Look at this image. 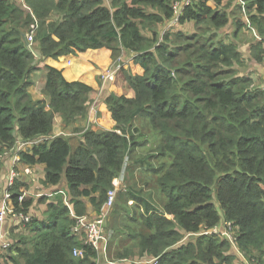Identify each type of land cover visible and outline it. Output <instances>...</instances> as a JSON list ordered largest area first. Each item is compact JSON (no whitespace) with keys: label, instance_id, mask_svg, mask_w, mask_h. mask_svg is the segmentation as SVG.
<instances>
[{"label":"trees","instance_id":"16d2710c","mask_svg":"<svg viewBox=\"0 0 264 264\" xmlns=\"http://www.w3.org/2000/svg\"><path fill=\"white\" fill-rule=\"evenodd\" d=\"M225 1L0 0V176L19 155L20 163L45 165V187L65 185L64 193L21 199L30 182L14 180V212L33 219L20 237L12 230V248L0 251V264H98L86 233L72 229L89 216L88 203L99 217L114 181L138 167L154 174L167 203L161 207L144 188L127 185L119 196L134 205L121 206V231L133 242L118 259L264 264V90L239 74L243 53L221 32L238 17L236 4L243 18L236 19L234 37L253 26L261 39L251 40L250 55L263 62L264 0H244L245 15L239 0ZM32 25L33 48L43 57L108 48L130 61L120 72L134 96L104 95L115 130L77 129L75 152L69 136H53L56 117L66 125L86 119L94 89L47 66L50 102L32 98V73L40 68L27 47ZM141 115L150 119L156 143L135 123ZM20 142L36 143L17 152ZM37 200L47 205L45 218L33 210ZM187 234L198 236L186 240Z\"/></svg>","mask_w":264,"mask_h":264},{"label":"crops","instance_id":"0c3cea01","mask_svg":"<svg viewBox=\"0 0 264 264\" xmlns=\"http://www.w3.org/2000/svg\"><path fill=\"white\" fill-rule=\"evenodd\" d=\"M209 4L214 6V4L211 1H209ZM234 11L235 10H233V13ZM238 18H243V15L240 10H238V17L236 19ZM236 19L234 20V17L233 18L231 17L230 24L226 28H223L222 30L229 31L227 33H230V34L234 33ZM247 23H249L248 18H247ZM250 27L252 28L250 30H253L254 35L252 38L248 39V43H244V42L240 43L238 39L240 37V34L242 35V33L246 32V28L243 30V32L239 34V37L237 38L234 37V34L231 35V37L229 38H227L226 35H224V33L222 35V37L225 40L233 41L236 44H238L239 48L241 49L243 53V56H244L243 50L248 49L247 50L248 54L245 55V57H248L246 62H249V65L247 67L251 65L250 60H252V57L250 55V47H251L250 42L252 39H254V37L261 39L257 31L255 30V28L253 26H250ZM35 56L37 60L35 64L40 63V68L34 70L32 73V75L35 74V76L37 77L36 80L33 79L34 83L29 89L31 96L34 100H46L47 102H50L49 96L46 95L44 92L45 85H46V78L48 74L47 66L62 70L65 78L68 81H81L91 86L94 89L93 98L95 99V102L93 103V106L91 108V111L88 117L73 125H66L63 123V120L60 117H56V123L53 129V136H59V135L69 136L72 151L75 152L76 149L81 145V134L80 132H77V129H85L91 126L92 129L99 134L115 130L116 122L112 118L111 110L109 106L106 104L104 95L115 92L118 95H127L129 97H132L135 94L133 88L131 87L130 83L127 81V78L125 77L123 72H121L120 74L118 73L116 75V79L112 82H108V85L106 86L108 87L110 84H116L117 88H119V91H116L115 89H111V88H108L107 92H104L101 90L102 71L105 69L107 70L111 68L113 64L115 63L116 58L119 56H115L113 51L108 48L89 49L87 52L81 53L79 55H64V56H60L59 58H51V57L48 58V57H43V56L39 57L37 55ZM122 56H124V54H122ZM252 61H254L255 67L260 66L264 68V61L262 63H258L255 60H252ZM128 62H129V59L127 60V63ZM247 67L243 66L242 68H240L239 74L248 75L256 83L263 85L264 84V74L260 80H257L253 78L255 77L254 73L245 72V69ZM259 70H261V68H259L258 71ZM12 160H11V163L9 162L10 164H12ZM17 166H18L19 172L23 175V177L30 182L31 189L32 190L36 189L35 193L30 195V196H35L36 199L42 196H45V195L49 196L53 191L65 189L64 188L65 185L63 183L60 185L51 186V187H45L42 184V179L45 177V165L43 164H37V165L31 166V165L19 162ZM27 170H29V173L27 172ZM136 170L137 168H135V171ZM1 182H4L5 185H6V182L8 183V174H5V176H3L2 174L0 176V187L2 186ZM123 183L126 184V181L123 180ZM4 190H5L4 188L0 190V200H1V195L3 194ZM88 207H89V210H88L89 217L97 218L98 214L95 212V209L93 208L91 203H88ZM33 210L36 211L35 214L39 215V218H45L44 212L46 208L44 204L39 202V209L36 210L33 208ZM17 231L19 230H16L15 232ZM20 233L23 234L24 231H20ZM115 237H118L117 234H115ZM105 238H106V241H104L101 244V248L103 250L101 253H103V255L105 256L102 255L101 260L100 261L97 260L98 264H108V263L111 264V259L107 257L108 247L110 246V243H109L110 237L106 234ZM120 240H122L121 237H120ZM123 261L127 262L129 260H123ZM130 264H132V261L130 262Z\"/></svg>","mask_w":264,"mask_h":264},{"label":"rangeland","instance_id":"374dc122","mask_svg":"<svg viewBox=\"0 0 264 264\" xmlns=\"http://www.w3.org/2000/svg\"><path fill=\"white\" fill-rule=\"evenodd\" d=\"M227 2L228 1L226 0L225 3H227ZM235 5L233 6V8H231V10L232 9L235 10L233 14L235 16H238V10H236ZM227 6L228 5H226V7ZM242 12H243L244 15L247 14L246 4H245L244 7L242 6ZM188 30H192V29H188ZM227 32H229V31H223L222 30V35L224 33V35H226L227 38H229V37H231V35H233V33L230 34V33H227ZM253 35H254L253 30L246 29V32L242 33V35L240 34V37L238 38L239 42L240 43H242V42L248 43V39L252 38ZM247 50L248 49H244L243 50V52H244V62H245L244 66H246V67L249 65V62H246L248 57H245V55L248 54ZM123 59H124V56L121 55L120 57L116 58L115 63H116V61L123 60ZM115 63L113 64V66L111 68H109L107 70L105 69V70L102 71L101 79H102V75L103 74L107 73L109 70H111L112 68L115 67ZM128 63L126 64V66H124L125 68L128 67ZM250 63H251V65L245 69V72L254 73L255 77H253V78H255L257 80H260L261 77L264 74V71H263L264 68H262L260 66L259 67H255V63L252 60H250ZM259 68H261V70L258 71ZM118 73L120 74L121 72L119 71V72H117V74ZM32 79H34V80L37 79L35 74L32 75ZM115 79H116V77H115ZM108 82H112V81L110 80V81H106L105 83H103V80H102V86H101L102 87L101 88L102 91L107 92L108 88L115 89L116 91H119V88H117L116 84H110L108 87H106L108 85ZM100 85H101V83H100ZM263 86H264V84H263ZM135 123L140 127L141 131H143V133L145 134L147 139H149L150 141H152L154 143L157 142V140H158L157 134L153 130V127L151 125L150 119L147 116H143V115L138 116L137 119L135 120ZM161 162L162 161L159 160V159L155 160V164L156 165L161 164ZM121 176H122L121 178H118V179H116L114 181V183H116L117 186L121 190H123L124 188L126 189V186L123 183V180H125L126 181V185L129 186V185L133 184L134 187H136V188H144V190L147 193L152 194V196H153L152 200L154 201L155 204H158L161 207H164L166 205L167 198L164 195H161L159 193L158 187L154 185V179H155L154 174H150L149 175L147 173V171L145 170V168L138 167L136 171H135V169H131V168H128L127 171H126V169H124V173ZM122 178H123V180H122ZM147 182H148V184H147ZM28 191H29V196H30V195L35 193L36 189H34V190L30 189ZM120 193H121V191L118 192L116 203H115L114 207L111 210L109 218L106 220V227H105L104 235L106 237V234H107L110 237V240H109L110 246L108 247L107 257L109 259H111V264H130V262L132 261L131 259H128L129 261H127V262H124L123 259H118L117 253H118L119 250H123L125 247H127L129 244H131L133 242L131 239H129V237L126 236L128 233L125 230L121 231L124 228L122 227L120 220L123 218V215H124V212H123L121 206L125 205V204H127V206H133L134 205V200L132 198H129V200L126 201V197L125 196H127V195L125 193H123L121 196H119ZM44 206H45V208L47 207L45 203H44ZM33 208L36 209V210L39 209V201L38 200L34 204ZM16 230H18V229L16 228L15 231ZM231 230H230V223H228L227 230H226V235L227 236H232L233 232ZM20 231H24V230H19V231L15 232L17 234L16 236H18V237L21 236ZM140 231H142V230L140 229ZM144 232H146V230ZM212 232H214V231H212ZM115 234H117L118 237H115ZM192 236H198V235H193V234L189 235V234H187L186 240H188ZM120 237L122 238V240H120ZM233 251H237L238 254L241 253L237 249L236 245H233ZM98 254H99V257H98L97 260L100 261L101 258H102L103 253L98 252ZM103 256H105V255H103ZM150 260H152V259L141 260L137 264H151V263L148 262ZM132 264H133V261H132Z\"/></svg>","mask_w":264,"mask_h":264},{"label":"built area","instance_id":"2783aa9c","mask_svg":"<svg viewBox=\"0 0 264 264\" xmlns=\"http://www.w3.org/2000/svg\"><path fill=\"white\" fill-rule=\"evenodd\" d=\"M23 1V0H20ZM193 0H186V4H190ZM242 6H245L244 0H239ZM33 30L27 35V43L29 47H33L32 43L34 40V29L36 28L32 25ZM122 60L116 61L115 67L109 70L107 73L102 75L103 83L106 81H114L117 72L121 71L126 64H122ZM110 79V80H109ZM264 90V86H263ZM36 142H20L17 146L16 151L20 152L22 150H27L28 146H32ZM20 161L19 155H15L12 160L11 166H9L8 173V184L1 195L0 200V251H8L12 248V228H18V230H24L32 221L33 217L28 214L16 213L14 212L12 205V195L10 189L13 186L14 180L17 178L23 177L19 172L17 164ZM29 173V170H27ZM122 177V176H121ZM120 177V178H121ZM123 180V178H122ZM126 189L121 190L115 183L114 188L110 189L107 193V200L102 208L101 214L97 218H90L89 216L80 217L77 219V223L74 225L72 231L74 233H86L85 242L91 244L98 252H102L101 244L106 241L104 231L106 220L109 217V214L114 207L119 191H126L128 186L125 184ZM64 193V191H61ZM26 195H29V192L26 191L21 196L23 199ZM48 196V195H47ZM50 196V195H49ZM75 254L83 256L82 250H75ZM154 264H157V260H153Z\"/></svg>","mask_w":264,"mask_h":264},{"label":"water","instance_id":"95a60500","mask_svg":"<svg viewBox=\"0 0 264 264\" xmlns=\"http://www.w3.org/2000/svg\"><path fill=\"white\" fill-rule=\"evenodd\" d=\"M27 47H28V49H29L31 52H34L37 56H39V57L42 56V53H41L39 50H36V49H34L33 47H29L28 44H27Z\"/></svg>","mask_w":264,"mask_h":264},{"label":"clouds","instance_id":"9594fccd","mask_svg":"<svg viewBox=\"0 0 264 264\" xmlns=\"http://www.w3.org/2000/svg\"><path fill=\"white\" fill-rule=\"evenodd\" d=\"M240 3H241V2H240ZM241 5H242V4H241ZM126 64H127V62H126ZM60 191H64V190H60ZM64 192H65V191H64ZM50 195H51V194H50ZM13 229H15V228H12V230H13ZM17 229H18V228H17ZM12 230H11V231H12ZM98 257H99V254H98Z\"/></svg>","mask_w":264,"mask_h":264}]
</instances>
